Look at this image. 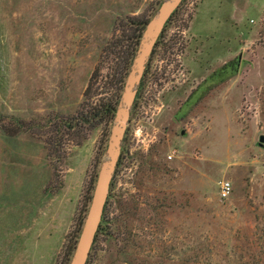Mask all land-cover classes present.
I'll return each instance as SVG.
<instances>
[{"label":"rangeland","instance_id":"374dc122","mask_svg":"<svg viewBox=\"0 0 264 264\" xmlns=\"http://www.w3.org/2000/svg\"><path fill=\"white\" fill-rule=\"evenodd\" d=\"M163 1L0 0V264L65 263L112 125L91 114L117 107L134 23ZM134 104L88 264H264V0H185ZM58 195L64 229L34 244Z\"/></svg>","mask_w":264,"mask_h":264},{"label":"water","instance_id":"95a60500","mask_svg":"<svg viewBox=\"0 0 264 264\" xmlns=\"http://www.w3.org/2000/svg\"><path fill=\"white\" fill-rule=\"evenodd\" d=\"M182 1L164 0L159 5L156 13L145 25L114 112L109 137L95 178L88 208L68 264H86L88 261L102 220L110 184L121 155L122 143L129 123L137 88L140 85L146 64L165 24ZM181 134H184V132ZM263 145L264 135H261L258 139V146L262 147Z\"/></svg>","mask_w":264,"mask_h":264},{"label":"trees","instance_id":"16d2710c","mask_svg":"<svg viewBox=\"0 0 264 264\" xmlns=\"http://www.w3.org/2000/svg\"><path fill=\"white\" fill-rule=\"evenodd\" d=\"M184 2H185V0H183L181 2V4L172 13V15L170 16L169 20L165 24V26H164V28L162 30V33L160 34V36H159V38H158V40H157V42L155 44V47L153 49V52L159 46V44H160V42L162 40V36L164 34V31H165L166 27L168 26V24L170 23V21L173 19V17L176 15V13L178 12V10L180 9V7L183 5ZM149 20H150L149 18H145L142 21H138V23H136V22L134 23V25L136 27H134V30L132 32V36L130 37V45H129V47L127 46V50L125 52L123 61L120 64V71L117 72L118 74H120V78H119V83L120 84H122L124 82V79L126 77V74H127L128 70L130 68L132 59H133V57L135 55L136 48H137L138 43L140 41L142 32H143V30L145 28V25L147 24V22ZM227 68H229V69L227 70ZM223 72H226V74H222ZM234 72H235V67H232L231 65H226V66L222 67L221 69H219L217 72H214L213 74L219 73L221 75V76H218V78H219L218 82H219V81L223 80L227 75H231ZM210 78H212V76ZM207 81H209V80H207ZM141 83H142V80H141L140 84ZM85 96H88V93H86ZM116 102H117L116 100H114V101H112V99L109 100L107 103L103 104L98 111H96L93 114H91V118L90 119H96V117L98 116L100 118V121H103V120L106 119L107 123L110 122V121L112 122L113 116H114V112H115V109H116ZM134 106H135V104H133L132 108ZM90 119H89V115H88L87 112L86 113L82 112V113H80V116L79 117H77L76 119H74V121H80L81 123H84V122L88 123ZM71 124H72V122H69V124H68L69 125L68 126L69 128L72 127ZM105 145H106V143H105V141H103L102 146H101V150H102V148ZM121 155H120V157H121ZM118 166H119V162L117 163V167ZM117 167H116V169H117ZM115 172H116V170H115ZM95 178H96V175L94 174L91 177L90 182H89V184L87 186L86 195L84 196L85 204H84L83 212H85L86 205L89 204L90 197H91L92 190H93L94 183H95ZM112 186H113V181L110 184L109 195H108V198H107V202L105 204V207H104V211H103V215H102V220H101L99 229L97 231V234L95 236L94 243L96 242V239L98 238V236L103 235V234H105V232L108 231L107 230V222L105 220V216H106L105 214H106V211H107V207H108V205H109V203L111 201V198H112V196H111ZM83 220H84V215H83V213H81V215L78 218V223H77V228H76V231H75V236L73 238V242L71 243V245L68 248V252H67V256H66V260H65V263L64 264H68V262L70 260L69 257H71V255H72L71 252L74 250V245H75L76 239H77V237L79 235V232H80V229H81ZM94 243L92 245L90 254L94 250ZM89 259H90V255L88 257V261H87L86 264H88Z\"/></svg>","mask_w":264,"mask_h":264},{"label":"crops","instance_id":"0c3cea01","mask_svg":"<svg viewBox=\"0 0 264 264\" xmlns=\"http://www.w3.org/2000/svg\"><path fill=\"white\" fill-rule=\"evenodd\" d=\"M75 170V168H71L70 171H71V174L72 172ZM84 171H85V168L82 170L81 168L79 169V172H78V175L75 176V177H70V180L68 183L65 182L64 184V187L62 189V192L64 191L65 194L69 195L68 194V191L70 190V188L72 187V185H75L76 184H81V177L80 176H83L84 175ZM70 174V175H71ZM67 188V189H66ZM61 195H58L56 197H53L51 198V206L48 207V206H44L45 208L43 207H37L36 211V216L32 217L30 219V223H31V226H30V229H31V232L33 233V230L35 231V235H34V244L37 243V240L40 239V237L42 235L45 234V236H51L52 235V232H54L52 230V227L54 226V224L56 223V221L60 220V223L59 224V231L57 232L58 235L60 236L63 229H64V223H66L67 221V215H65V212L68 213V208H70V202L72 201L70 198H68V200H64V195L62 197V199L60 198ZM55 201L56 203V206H55V203H53ZM42 217V219H40ZM63 225V226H62ZM31 234V233H30ZM26 245V242H23L22 244L18 245V250L19 252L17 253V261L19 260V254H23L27 251V249L25 247ZM20 246V247H19ZM13 264V262H12Z\"/></svg>","mask_w":264,"mask_h":264},{"label":"built area","instance_id":"2783aa9c","mask_svg":"<svg viewBox=\"0 0 264 264\" xmlns=\"http://www.w3.org/2000/svg\"><path fill=\"white\" fill-rule=\"evenodd\" d=\"M170 158L171 157H169V159ZM230 191H231V186H230L229 182H221L220 183V197L222 199L226 198L230 194Z\"/></svg>","mask_w":264,"mask_h":264}]
</instances>
